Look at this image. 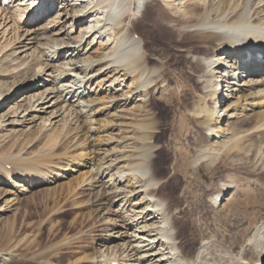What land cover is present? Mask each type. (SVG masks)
Returning <instances> with one entry per match:
<instances>
[{
	"label": "bare ground",
	"instance_id": "obj_1",
	"mask_svg": "<svg viewBox=\"0 0 264 264\" xmlns=\"http://www.w3.org/2000/svg\"><path fill=\"white\" fill-rule=\"evenodd\" d=\"M15 1L26 7V4L22 5L23 0ZM66 2L67 7L74 9L73 26L68 35L78 28L84 33L81 39H70V43L59 39L61 35L57 32V35L48 37L47 33L52 29L49 25L42 26L37 17L33 20L27 19L26 22L22 16L24 12L19 10L18 20L16 16H9V12L4 11L5 4L0 6V29L3 26L5 29L12 22L14 27L25 25L29 29L28 38L24 40V36H18L15 44H20V47L13 46L2 61L14 67L13 73L31 71L27 84L19 87L22 91H16L18 94L14 92L17 85L12 90L7 86L4 92H0V106H7L17 98L23 104L9 108L7 115L0 112V122L12 116L13 126L21 123L20 119L29 117V124L39 123L41 128L48 130V127H53L64 119L63 128L66 129L71 120L76 128H80L82 118L90 123L95 116L100 118L96 120L98 126L95 132L88 130L89 136L86 132L81 135L73 133L66 138L70 139L72 148L74 145L80 146V151L84 147L87 151L92 148L103 155L101 167L90 182L93 196L95 190L99 195L90 202L100 209L99 213L106 210L103 208L109 204L107 201H113V204L118 206L117 211L108 209L107 213H104L106 216L103 215L102 219L105 227L103 232L106 234L104 233L101 239L103 243L110 245L117 239L125 242L121 246L103 249V257L100 260L95 257L90 260L79 255L69 264H264V216L253 217L242 229H234L240 231L239 235L243 237L229 233L225 242L218 241L215 236L217 233L215 238L211 236L213 232L210 235L205 233L206 228L198 232L194 227H197L198 223H195L190 235L194 237L198 234L201 244L194 254H191L190 244L185 249L181 247L180 237H183V233L180 221L187 222L182 220L185 210L172 208L168 201L159 196L166 182L160 180L155 168L156 161H161V155L157 154V141L166 136L167 126L165 127L160 119H155L156 113L150 110L152 99H148L151 90L155 89V92L162 91L158 100H168V97L163 95L168 88L167 80L165 81L158 67L154 69L150 66L151 60L155 59L150 55L152 53L147 46V39H135L136 30L141 27H149L148 31L153 35L176 33V39H172L174 47L185 53L188 62L191 61L197 68L199 66L196 79L193 80L195 83L187 85L190 103L182 109L181 120L190 121L195 125L197 133H202L208 143L196 157L194 166L203 167L201 164L206 162L210 167L213 151L208 147L213 144H225L224 148H228L229 144L223 139L239 119L254 118L255 125L260 130L264 129V76L259 77V74L264 72V0ZM141 7H144L143 11ZM25 11L27 15L28 9ZM6 32L7 30L5 34ZM101 38H107V42H99ZM12 43L10 42V45ZM192 43L204 45L202 47L209 51L205 50V53L201 54L198 49H192ZM96 46L98 49L94 50ZM168 46L169 43H164V48ZM78 58L79 62L72 60ZM228 59L232 61L226 62ZM38 62L42 63L37 65ZM224 64L228 68L224 67ZM222 67L223 71H227L220 78L223 80L229 77L223 84H227L231 93L225 90V94L220 83L213 85ZM245 74L248 76L244 77ZM235 76H238V79ZM120 80L132 81V87H127L125 99L113 94L107 96L105 93H112ZM94 83L97 84L96 90L91 89ZM160 84L162 85L159 86ZM217 88H220L222 99L216 95ZM88 96L91 97L90 101L86 100ZM186 100L188 101L187 98ZM122 103L124 104L121 105ZM134 103V108H129ZM136 106H139V110H135ZM118 108L127 112L119 114ZM42 115L48 117L42 118ZM72 115L74 117L70 119ZM5 123L0 125V131H5L9 126ZM81 128L77 130L81 131ZM126 131L130 134L129 137L126 136ZM160 131L163 134H160ZM93 132L97 136L96 144H92L94 141L91 140L90 133ZM233 135L236 140L237 134ZM80 137L84 139L81 141ZM230 142L234 143V140L231 139ZM84 151L75 154L66 165L65 172L76 174L83 168L81 161L87 156V151ZM39 163L20 162L12 165L20 169V172L24 169L25 172L38 174L37 181L42 183L47 175L43 173V176H40ZM173 168L176 169V174L175 164ZM3 169L0 185L8 186L12 190L1 195V202L4 201L6 206L11 207L18 204L26 193L29 182L25 179H13L8 165H4ZM85 176L84 174L81 180L83 184L90 179ZM105 176L110 178V183L113 182L111 185L108 186L101 180ZM59 177L65 178L58 175L55 182L60 181ZM70 186L73 187L71 184ZM261 194H264V188ZM211 195L213 209H219L223 194L216 191ZM261 205L264 207V204ZM111 206L113 205L109 207L113 209ZM110 214H114L116 218H111ZM124 219H128V222ZM133 230L135 231L130 232Z\"/></svg>",
	"mask_w": 264,
	"mask_h": 264
},
{
	"label": "rangeland",
	"instance_id": "obj_2",
	"mask_svg": "<svg viewBox=\"0 0 264 264\" xmlns=\"http://www.w3.org/2000/svg\"><path fill=\"white\" fill-rule=\"evenodd\" d=\"M5 3L4 11L9 12V16L14 15L19 20L21 11L22 13L24 12V15H22L23 20L26 19L24 18L27 16L25 15L26 7L20 6L21 2L0 0V6ZM23 4L28 5L29 3L25 1L22 2ZM161 10H163V7ZM73 11V8L67 7V2L57 0L53 11L44 15L40 14L39 18L42 17V21L39 19V23L42 26L49 25L52 29L51 32L47 33L48 37L57 32L58 35H61L60 37L58 36L59 39L70 43V39H76L77 37L81 39L84 36L81 28L74 30L70 36L68 35L73 26ZM26 22H28L27 19ZM1 29L0 92H4L8 87L12 90L17 85L18 87L14 91L16 93L19 87L27 84L31 71L24 70L13 73L14 70L12 69L14 67L2 60L6 53L9 54L11 52L13 46L20 47V44H15L18 36H24V40L28 38L27 32L29 29L25 25L18 26V28L17 26L14 27L13 22L8 24L5 29ZM5 30H7L6 34ZM148 30H150L149 27H141L136 30L135 39L139 37L147 39V46L152 53L150 55L155 59L151 60L150 66L154 69L159 68L165 81L167 80L168 86L167 91L163 94L168 97L166 101L161 102L158 100L159 96L162 95V93L160 94L162 91L155 92V89L151 90L149 98L147 96L148 99H152L150 110L152 109L151 111L156 113L155 119H160L164 126H167L166 136L157 141V154L161 155V161H156V173H158L160 180L166 182V185L161 188L159 196L168 201L172 208L179 207L185 210L182 220L187 222L183 223L180 221L183 233V237H180V240H182L181 247L185 249L190 244L191 254H194L201 244L198 234H195L194 237L190 235L191 228L195 223H198L197 227L194 226L198 232L206 228L205 233L210 235L213 232L211 234L212 237L215 238L216 236L219 239L218 241L225 242V237H228L229 233L230 235L235 234L234 236L240 234V231H235L234 229H242L253 217L261 218L264 216V209H262L264 207L261 205L264 204V194H261L262 188H264V129L260 130L255 125L256 121L254 118L239 119L234 123V127L232 126L233 124L231 125L232 130L230 132H232H229L228 136L223 139L226 144H229L228 148H224L225 144H213V146L208 147L213 151L211 166L209 167L206 162L201 164L203 167L194 166L196 157L201 154L208 143L202 133H197L195 125L190 121L181 120V114L185 105L190 103V92L187 90V85L195 83V75L199 66L197 68L191 61L188 62L189 59L185 53L179 52L174 47L172 43L176 39V33L171 32L160 36L161 34L153 35ZM38 35H40V32ZM2 37L4 38L2 39ZM97 39L96 41H99ZM172 39L174 40L172 41ZM10 42H13L12 45H10ZM99 42L105 43L107 38L104 40L101 38ZM164 43H169L170 46L164 48ZM7 45L10 46L8 47ZM65 46L67 47V45ZM191 46L192 49H198L201 54L205 53V50L206 52L209 51L207 48L202 47L204 45L197 43H192ZM95 49H98L97 46ZM72 60L79 62V58ZM41 63L38 62L37 65ZM222 70L223 67L220 72ZM220 72L216 75L213 85L219 84L220 76L222 75ZM8 74L10 75L6 76ZM248 75L245 74L244 77ZM262 76H264V72L259 74V77ZM104 77L107 78L106 76ZM96 85V83L91 85V89L96 90ZM131 85L132 81L124 82L120 80L112 93L108 91L105 94L109 97L116 95L125 99V94L128 93L127 87H132ZM223 87L226 94L225 90L228 89L226 84H222ZM86 100L90 101L91 97L88 96ZM19 101L20 99L17 98L9 102L10 104L7 106L1 105L0 112L7 115L9 108L23 105ZM134 105L136 104H132L129 108H134ZM117 110L119 114L127 112L124 109L123 111L122 108ZM135 110H139V106H136ZM43 117L48 116L42 115ZM72 117L74 115L70 116V119ZM99 119V117L95 116L90 123V121L87 122L85 118H82L81 131L77 130L80 128L79 126L76 128L72 120L66 127V129L68 128L67 130L65 127L63 128L65 119L53 127H48V130L41 128L39 123L29 124V117L20 119L21 123L13 126H11L14 121L12 116L1 120L0 125L8 121L5 124H9V126L5 131H0V176L3 175V166L8 165L13 179H25L29 184L26 183L28 189L20 198L18 204L11 207L6 206L4 201L1 202V195L12 189L8 186L0 185V264H47L48 262L52 264H69V262L76 260L75 257L79 255L88 257L90 260L94 257L100 260L103 257L101 252L103 249L105 250L110 246H121L125 242L117 239L110 245L109 243H103L101 239L105 233L103 232L105 227L102 220L103 215L106 216L104 213H107L108 209L117 211L118 206L116 207L113 201H107V204H109L103 208L106 210L99 213L100 209L90 202L99 195L97 190H95L97 193L95 192L93 196L90 182L101 167L103 155L98 154L92 148L90 149L91 151H87L84 147L81 151H87H84L87 156L81 161L84 164L83 168L76 174L64 171L66 165L75 154L81 152L79 150L80 146L74 145L75 147L72 148L73 144L66 136L73 133L81 135L85 132L88 135L89 129L95 132L98 126L96 120ZM53 122L55 123V121ZM94 132L90 133L92 135L91 140L94 141L92 144L97 139ZM115 133L117 134L118 132ZM235 133L237 134L236 140L233 137ZM160 134H163V132L160 131ZM126 136L129 137L130 134L128 133ZM79 139L82 141L84 137ZM231 139L234 140V143L230 142ZM27 161L30 163L43 162L39 163L41 166L38 171H41L40 176H43V173L47 175L45 181L39 183L37 181L39 180L38 174H34L31 171L25 172L26 170L24 169L20 172V169L12 165L20 162L28 163ZM174 164L177 168L176 174L174 173V170H176L173 168ZM84 174L86 179H90L83 184L81 180ZM58 175L65 178L59 177L60 181H56V183L55 179ZM170 177L172 178L169 181ZM101 180L107 185L113 183H110V178L106 176ZM226 186L227 188H225ZM72 188H77V190L75 189L74 191ZM216 191L218 194H223V201L219 209H213L210 199L211 194L213 192L216 193ZM110 205H113L111 206L113 209L109 207ZM110 217L116 218L114 214H110ZM124 220L128 222V219ZM216 233L217 235H215ZM223 236L224 238H222ZM239 236L243 237V235Z\"/></svg>",
	"mask_w": 264,
	"mask_h": 264
}]
</instances>
